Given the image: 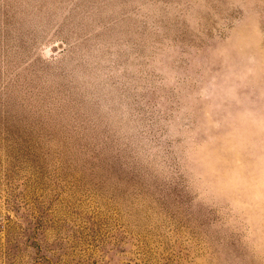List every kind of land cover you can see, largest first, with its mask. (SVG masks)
<instances>
[{
  "label": "rangeland",
  "instance_id": "1",
  "mask_svg": "<svg viewBox=\"0 0 264 264\" xmlns=\"http://www.w3.org/2000/svg\"><path fill=\"white\" fill-rule=\"evenodd\" d=\"M0 264H264V0H0Z\"/></svg>",
  "mask_w": 264,
  "mask_h": 264
}]
</instances>
